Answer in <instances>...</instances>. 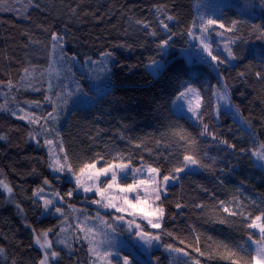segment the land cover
I'll return each instance as SVG.
<instances>
[{
	"label": "trees",
	"instance_id": "1",
	"mask_svg": "<svg viewBox=\"0 0 264 264\" xmlns=\"http://www.w3.org/2000/svg\"><path fill=\"white\" fill-rule=\"evenodd\" d=\"M39 7L30 6L26 0L15 3V7L0 8V80L14 83L23 75L24 67H33L35 78L33 86L41 87L39 92L31 87H20L9 90L0 86V93L9 92V103L6 107L19 106L29 108L24 101L40 100L44 110H51V105L43 103L47 93L49 76L55 86L67 84L73 87L71 81L61 80L48 72L50 63V36L59 33L64 36L63 51L67 56H76L77 63L72 64L74 77L82 80V85L91 96H85L86 101L76 103L70 101L61 116L57 128L68 151L72 163L90 159L96 153L109 158L115 151L122 152L126 157L131 156L134 166L140 165V157L145 162L161 165V172L170 169L179 159H182V148L175 147V140L171 136L172 130L182 126L196 136L200 126L186 116L178 115L173 107L175 97L179 95L181 86L192 82L200 90L204 99V106L217 103L215 90L222 88L227 82L231 86V99L239 106L240 121L232 114H221L219 119L205 115V121L218 135L236 144V154H229L227 162L240 167L234 175L221 183V169H229L224 160L225 153L218 146L210 142L201 145V152H207L204 160L216 158L211 170L199 169L181 173V180L170 184L166 208V227L173 232L177 239L162 237V240L177 247L194 244L193 236L200 237L201 250L207 245L213 247L219 241L229 243L241 242L244 229L239 224L214 223L217 217L227 216L219 210L218 201L226 203L235 201L237 185L246 183L251 192L260 201H264V172L260 169L255 173L253 158L243 155L240 148H252L258 142L264 141V82L258 81L251 73L264 65V38H257L258 33L253 25L264 26V5L261 0H37ZM154 5H166L169 14L176 19L169 21L174 32H184L198 17H213L222 19L227 25L231 20H239L238 25L243 42H238L234 51L240 57L233 62L220 65L197 59L192 54V40L187 36L177 35L173 38L172 47L166 50V55L157 57L172 68H182L178 79L172 74L154 76L149 68V57L156 56L155 47L167 35L163 29L156 28L157 37L146 34L147 30L137 25L135 20L151 21L155 26L156 16ZM75 9V13H73ZM219 13H215V10ZM163 19V17H160ZM231 35V33L227 34ZM216 45L223 43L211 37ZM117 44H127L131 49L115 47ZM105 51L115 53V59L108 63L110 72L105 76L100 73L99 79L84 78L96 70L100 65L84 64L87 57L95 61H102ZM221 56H225L220 52ZM191 58V60H190ZM70 63V62H69ZM240 72L246 75L241 77ZM64 73H61L63 77ZM84 79V80H83ZM86 79L88 80L86 82ZM90 79V80H89ZM243 93V95H241ZM15 100H12V97ZM91 99V100H90ZM5 99H0L4 104ZM203 106V110H204ZM202 110V111H203ZM40 114L41 109L32 108ZM247 120L252 127L248 128ZM31 127L22 120H18L8 112H0V135L7 138L0 140V172L14 188V199L0 189V247L6 250V256L0 257V264H37L41 258L40 249L34 245L31 229H56L61 226V218L43 212L38 206L33 193L43 187L44 193L52 196L54 191L61 195L72 189L74 181L66 174L53 172L48 166V149L30 141L28 133ZM256 136L250 137L249 133ZM121 136L124 138L121 139ZM202 141L203 137L199 138ZM140 143L141 148L135 144ZM183 143V142H181ZM167 145V147H166ZM163 153V155H158ZM171 153V155H169ZM103 163V161H101ZM100 166L99 164L97 165ZM252 171V172H251ZM47 178L51 187L44 185ZM236 185V187H234ZM203 189H207L204 191ZM43 194V193H42ZM95 198L94 196H90ZM67 203L76 208L88 207L91 204L85 199V194L76 192ZM185 207L176 209V203ZM43 201L40 200L39 204ZM66 204V214H72ZM201 203L204 209L194 208ZM17 204L20 208H17ZM255 214L256 207L246 201L243 203ZM264 206V205H262ZM21 209L23 211H21ZM74 215V214H73ZM175 215V220L170 219ZM239 218L228 217L229 221ZM207 221V222H206ZM74 224V218L70 219ZM195 228V233L192 228ZM73 229L64 233L68 242L72 243L69 235ZM54 239L53 234H49ZM212 240H207V237ZM61 250L60 264H88L87 246L80 243L73 244V251L64 245L56 244ZM186 250H191L186 249ZM137 253V252H136ZM136 253H131L135 264H154V256H160V264H172V257L162 248L154 251L151 262L140 260ZM209 264H225L213 259Z\"/></svg>",
	"mask_w": 264,
	"mask_h": 264
},
{
	"label": "snow or ice",
	"instance_id": "2",
	"mask_svg": "<svg viewBox=\"0 0 264 264\" xmlns=\"http://www.w3.org/2000/svg\"><path fill=\"white\" fill-rule=\"evenodd\" d=\"M26 2L32 7H39L37 0H26ZM261 2L264 5V0H261ZM15 3H22V0H15ZM15 3H13V0H0V8L10 10L15 7ZM153 8L156 16L155 26L147 20L137 19L135 23L147 30L146 34L151 37H157V27L163 29L164 33L167 34L165 38L156 43V56L149 57L148 64L145 65V67L151 69L154 76L172 74L178 79V73L183 71L182 68L169 67L165 61L157 59V57L166 55V50L172 47L171 42L177 35L187 36L191 40L197 41L199 44L198 50L206 54L203 58L210 59L214 67L218 68L220 65L228 63V61L240 58L234 51V47H238V42H243L244 39L238 27L241 21L231 20L226 25L222 19L200 15L198 22L193 21L184 32L178 33L174 32L169 26L168 22L174 21L176 17L169 14L167 6L154 5ZM73 13H75V9H73ZM161 16L163 19L160 18ZM253 28L258 33L257 38H264V26L253 25ZM229 33L231 35H226ZM213 34L221 38L223 42L222 51L226 53V56H221V49L218 46L214 47L217 42L211 38ZM49 43L50 63L48 72L50 74L54 73L55 77L61 80V84L64 79L70 80L73 87H69L67 84L54 87L50 75L47 87L48 94L44 96L43 103L51 105V110H44L40 100L24 101L30 109H41L40 114L34 111H26L18 105L16 109L6 107L9 103L7 99L9 92L3 93L5 103L0 104V112H8L16 119L25 121L31 127V131L28 133L30 141L35 142L38 146L47 147L49 154L47 166L55 173L70 176L74 181L73 188L63 195L58 191H54L52 196L45 197L41 195L45 191L43 187L37 188L33 193L36 198L34 202L43 209L44 213L58 214L61 218V226H59L58 231L52 228L38 231L32 228L30 224L25 225L31 229L33 243L41 251V258L37 264H60L62 260L61 250H57L55 245H64L71 254L75 243H80L81 247L87 246L88 264H135L129 255L122 254L116 247L115 235L123 233L138 239L146 251L162 248L165 252L187 258L181 260L179 264H209L214 258L225 262V264H264V206H261L264 205V201L259 204L256 201L251 202L256 207L255 214L239 200L227 203L223 200L218 201L219 210L226 213L227 216L217 217L213 222L239 224L244 229L243 236L246 237L241 242L219 241L215 247L207 245L205 250H201L198 235L193 236L194 244L192 245L185 244V241L180 239L179 243L184 245L183 248L162 240V237L177 239L173 232L165 226V205L169 202L170 184L180 181L181 173L199 169L211 170L216 163L215 158L212 157H209L207 161L204 160V157L208 154L206 151L201 152V145L207 141H202L199 138H210L211 141H216L219 145L232 149L233 152L237 151L236 144L230 143L228 139L218 135L215 129L210 128L209 122L205 121V115H211L214 119H219L221 104L234 107L239 113V106L234 105L231 99V86L225 82L222 88L218 87L215 90L213 94L217 98V103L214 107L211 104L204 106V99L198 88L186 82L181 86L175 101L186 102L187 112L191 113V118L200 126V130L196 136L182 126H177L172 130L171 136L175 140V147L183 149L182 159H179L164 174L161 172L159 163L153 166L152 163L145 162L143 157H140V165L134 166L131 156L126 157L119 151H115L109 158L96 153L90 159L80 161L74 165L68 151L64 148V142L57 125L70 101L79 96H87L88 93L72 72L71 65L78 62L77 57H69L63 51L64 36L54 32L50 36ZM115 47L131 49V46L127 44H117ZM102 57V61H95L92 57L85 59V65L89 63L99 64L100 69L99 72L92 70L84 78L99 79L101 72L107 76V73L110 72L108 63L110 60L115 59V53L105 51ZM22 71L23 75L19 77L17 83L12 80L7 82L0 80V86L9 90L19 89L23 86L31 87L32 91H41V87L33 86L34 68L31 66L24 67ZM62 72L64 73L63 77L61 76ZM251 74L258 81L264 82V65ZM239 75L244 77L246 73L240 72ZM12 100H15L14 96ZM202 106H204L203 111H201ZM244 123L248 128L252 127L247 120ZM249 135L254 138L256 133L251 132ZM6 138V136L0 135V140ZM123 138L121 136V139ZM135 147L141 148L142 145L136 143ZM239 152L254 157L256 161L260 162L261 167H264V141L258 142L252 148L242 147ZM158 155H163V153ZM0 176H4V174L0 172ZM102 177L103 180H101ZM43 184L51 187V182L47 178L43 180ZM0 189H3L9 198L14 199V188L7 182L6 177L0 178ZM203 190L207 191V189ZM76 192L94 193L98 197L91 198L85 195L88 203L97 206L94 217L85 210L76 209L72 204L66 202L65 197L70 200ZM40 200L43 201L42 204H39ZM66 203L67 207L72 209V214H66L64 208L60 206ZM16 206L18 209L20 208L19 204ZM175 207L179 210L185 205L178 202ZM193 207L204 209L205 205L197 203ZM101 210L109 214L107 218ZM21 211L23 210L21 209ZM75 213L79 214L73 215ZM228 217H238L239 219L229 221ZM72 218L75 220L74 224L70 223ZM175 218V215L170 217L172 220H175ZM69 228L73 229L69 233L72 236V243H69L68 237L64 235ZM192 231L195 233L196 229L193 227ZM50 233L53 234L54 239L49 238ZM207 240L211 241L212 237H207ZM189 248L190 251L186 250ZM5 256L6 250L0 247V257ZM176 256L173 257L174 260ZM12 264H16V261L13 260ZM77 264H79L78 261ZM154 264H160V256H154Z\"/></svg>",
	"mask_w": 264,
	"mask_h": 264
},
{
	"label": "rangeland",
	"instance_id": "3",
	"mask_svg": "<svg viewBox=\"0 0 264 264\" xmlns=\"http://www.w3.org/2000/svg\"><path fill=\"white\" fill-rule=\"evenodd\" d=\"M214 10H215V13H217V14L219 13V11H216V9H214ZM215 40L222 42L220 37H216L215 36ZM216 46H218L221 49V53L226 56V53H224L222 51L223 43H219L217 45L215 44L214 47H216ZM198 49H199L198 42L192 40V50L191 51H192L193 56L197 57V59H199V60L206 61L208 63L209 62L213 63V62L210 61V59H204L203 57H205L206 54L200 52ZM190 60H191V58H190ZM229 62H233V61H229ZM150 71H151V69H150ZM52 75H54V73H52ZM87 81L88 80L86 79V82ZM82 82L83 81L80 80L81 84H82ZM188 84H191L192 86L196 87L194 85V83H192V82H188ZM87 96H91V94L88 93ZM201 96H202V94H201ZM0 99H5V96L3 94H1V93H0ZM86 100L87 99H86L85 96H79V97L74 98L72 101L73 102L75 101L76 103H79V102H84ZM173 107H174L175 112L178 115L186 116V117H188L189 119H191L192 121H194L196 123V121L191 118V113L187 112V104H186L185 101H175V103L173 104ZM16 108H17V106L11 107V109H16ZM24 109L26 111H32V109H30V108H24ZM202 110H203V106L201 108V111ZM221 114H232L233 116L236 117V119H238L240 121V117L236 114V109L234 107H227V106H224L223 104H221V113H220V115ZM204 139L207 142H210V143L214 144L215 146H218L220 151H223L225 153L224 160L220 161V160H217L215 158V161H220L219 163H228L229 164L228 165L229 169H224L223 171H221L220 172L221 173V177H217V178L220 181H223V182L227 181L229 178H235L234 175L236 174L237 171L240 170V167L239 166L234 167V166H232L231 163L227 162V159L230 158V157L228 155H226V152H228L229 154L231 153L233 155L236 154V152H233L232 149H228L224 145H219L216 141H211L210 138H204ZM243 155H246V154H243ZM252 158H253L252 159L253 160L252 163L254 165V171L253 172L251 171V172L255 173L259 169L264 172V167H261L260 162L256 161L254 157H252ZM103 179L104 178L102 177L101 180H103ZM234 187H236V185H234ZM235 193H236V196L238 195L236 200H239L242 203H244L246 201L250 205L255 206V205H253L251 203L252 201H256L257 204H259L261 202L260 199L257 198V196L254 193L251 192V188H249V186L246 183L242 182L241 184L237 185V187L235 189ZM41 195H43L45 197H50L51 196V195H49L47 193H43ZM85 195L94 196L95 198H98V197L95 196L94 193L93 194H85ZM248 208H250V207H248ZM76 209H83L88 214H90V215H92L94 217L95 213L97 211V206L91 204L88 207H81V208H76ZM70 211L72 212V209H70ZM101 211H102V214L105 215V217L107 218L109 214L106 213V212H103V210H101ZM78 214L79 213H75L74 215H78ZM56 215H58V214H56ZM49 238H50V236H49ZM115 243H116V247L122 252V254L129 255L130 258H132L131 253H136L137 252L136 253V254H138L137 257L140 260H142L143 262H145V263L151 262V260H150L152 258L151 255L154 253V251H156L158 249H161V248H154L152 250L146 251L144 246L142 245V243L138 239H136V238H134V237H132V236L126 234V233L115 235ZM170 255L172 257V264H179V262L181 260L187 259L186 257L176 256V254H170ZM174 256H176L175 260L173 259Z\"/></svg>",
	"mask_w": 264,
	"mask_h": 264
}]
</instances>
